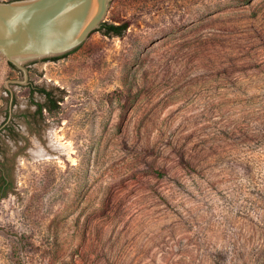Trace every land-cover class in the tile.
<instances>
[{
    "label": "rangeland",
    "instance_id": "rangeland-1",
    "mask_svg": "<svg viewBox=\"0 0 264 264\" xmlns=\"http://www.w3.org/2000/svg\"><path fill=\"white\" fill-rule=\"evenodd\" d=\"M103 22L128 29L24 65L42 118L0 55V264H264V0Z\"/></svg>",
    "mask_w": 264,
    "mask_h": 264
},
{
    "label": "water",
    "instance_id": "water-1",
    "mask_svg": "<svg viewBox=\"0 0 264 264\" xmlns=\"http://www.w3.org/2000/svg\"><path fill=\"white\" fill-rule=\"evenodd\" d=\"M113 0L0 1V55L23 75L26 63L70 53L101 27ZM11 107V105H10Z\"/></svg>",
    "mask_w": 264,
    "mask_h": 264
},
{
    "label": "trees",
    "instance_id": "trees-1",
    "mask_svg": "<svg viewBox=\"0 0 264 264\" xmlns=\"http://www.w3.org/2000/svg\"><path fill=\"white\" fill-rule=\"evenodd\" d=\"M112 2H111V4H112ZM127 29H128L127 23L115 24V23L103 22L101 24V27L99 29H97L96 31H94V32L99 31L104 36L121 37ZM77 49H75L74 51H76ZM9 66H11V65H9ZM12 68H14V67H12ZM32 92L39 93V94L45 96V98H46V103H44V104H37L36 103L35 104L36 107H37L36 114L41 116V118L43 117L44 111H46L47 113H51V112L55 111L58 108L57 101L55 100V97H54V95H53V93L51 91H47L46 89L35 87L34 89H32ZM151 170L153 172L157 173V171H155V169L153 167L151 168ZM2 182L4 183V178L3 177H2ZM5 191L6 190L1 191V194L4 195Z\"/></svg>",
    "mask_w": 264,
    "mask_h": 264
},
{
    "label": "flooded vegetation",
    "instance_id": "flooded-vegetation-1",
    "mask_svg": "<svg viewBox=\"0 0 264 264\" xmlns=\"http://www.w3.org/2000/svg\"><path fill=\"white\" fill-rule=\"evenodd\" d=\"M31 89H34V87H32L31 86V83H30V85H28ZM7 186H8V180L6 179V178H4V183L2 182L1 184H0V189H1V191H3V190H6L7 189Z\"/></svg>",
    "mask_w": 264,
    "mask_h": 264
}]
</instances>
